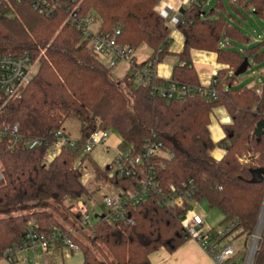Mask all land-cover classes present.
Returning <instances> with one entry per match:
<instances>
[{"label":"trees","instance_id":"trees-1","mask_svg":"<svg viewBox=\"0 0 264 264\" xmlns=\"http://www.w3.org/2000/svg\"><path fill=\"white\" fill-rule=\"evenodd\" d=\"M159 1L82 0L80 11L94 17L98 35L110 39L119 31L117 44L134 51L146 47L151 56L158 54L159 63L168 54L171 32L154 11ZM227 1L236 12L243 8L263 15L264 0ZM183 9L175 29L184 40L177 55L184 66L173 68L170 81L199 86L190 52L214 53L222 66L214 77V100L198 94L182 101L150 99L148 88L136 86L133 71L116 79L86 48L76 27L65 22L67 7L45 16L27 0L0 1V54L29 52L38 58L30 84L15 98L0 97V128L10 131L18 126L16 140L9 133L0 139V261L6 249L23 243L31 221L43 239L54 230L68 236L79 249L82 264H151L153 253L173 254L190 240L180 224L185 209L159 206L156 192L129 208L133 226L126 222L110 226L102 217L87 230L76 223L78 215L71 210L88 198L81 168L87 166L97 180L107 175L87 155L68 148L44 166L53 133L68 136L65 125L71 120L80 128L76 138L80 150L95 128L113 130L120 141L118 149L133 155L154 135L171 155L155 169L158 189L186 186L193 201H205L218 210L223 223H236L233 239H243L244 245L253 234L264 198V178L250 183L256 171L264 169V135L257 139L253 131L264 120V104L255 87L241 85L234 73L245 58L264 62V41L249 47V39L223 17V0H216L207 13L195 4ZM233 43L245 48L233 50ZM218 108L225 110L230 123L222 126L224 138L214 143L210 117ZM33 139L46 145L29 149ZM215 148L224 151L220 160L210 155ZM111 184L122 191L137 187L132 178H113ZM252 264H264L263 244Z\"/></svg>","mask_w":264,"mask_h":264},{"label":"built area","instance_id":"built-area-1","mask_svg":"<svg viewBox=\"0 0 264 264\" xmlns=\"http://www.w3.org/2000/svg\"><path fill=\"white\" fill-rule=\"evenodd\" d=\"M21 2L25 0H15ZM33 9L41 15L50 16L62 7L68 8L65 19L66 23L75 26L80 33L81 41L85 43L86 48L96 57L109 59L106 67L112 69L116 62L124 61L129 65V72H134V82L136 86H144L148 88L150 99L160 98L164 100H185L192 94H198L206 99L214 100L216 98L215 85L216 80L213 78L208 86L190 87L179 85L169 81L166 85L160 82L157 77L156 66L158 65V54L149 57L143 63H137L134 59V50L116 43L115 36L119 35V31H115L114 36L110 39L104 38L97 34L98 23L90 14H82L80 11L82 0H27ZM208 0H184V6L195 4L196 6H204ZM167 6L163 1H159L154 11L161 16L167 24L176 26L181 14L176 15L167 20L165 17V8ZM184 66V63H180ZM38 67V58H35L29 52H22L18 55L0 54V97L9 100L17 97L20 92L25 89L32 81ZM254 76L263 78L261 71H254ZM215 77V76H214ZM239 78V77H238ZM255 93L262 98L264 104V82L260 86H255ZM9 133L14 140L18 134V126H14L10 131L8 128H0V139ZM54 141L48 147L43 158L44 166L48 167L52 161L59 155L62 149H71L73 151H81L86 155H91L98 148H105L108 145L109 138L107 131L95 128L85 140L82 150L76 139L70 138L62 131L53 133ZM113 148V157L100 166L99 170H105L107 177L104 178L110 184L113 178H132L137 181V187L132 191H122L115 186L116 196H109L104 191H100L104 198V205L107 211L101 216L103 221L108 225H115L118 222H126L133 226L134 221L129 216V208L135 207L145 201L148 196L156 192L160 195L158 205L166 208H183L184 215L180 218V224L190 240L196 242L203 252L210 258L213 264H227L236 254L237 248L232 242L234 237V229L236 223H228L219 231L204 229V221L194 213L189 202L192 200L193 192L186 186L176 189L170 186L168 190L162 192L156 184L155 169L160 160L170 159L171 155L163 150L162 144L152 135L143 145L142 150L133 155L130 150H119L118 146ZM46 145L42 139L30 140L27 144L29 149H35ZM106 151V150H104ZM83 184L88 191V185L91 179L96 181V177L84 176ZM100 190V189H99ZM93 191H88L92 195ZM189 207L191 210H189ZM72 213L78 215L79 223L84 230L88 228V212L77 203L72 208ZM73 233V232H72ZM264 226L261 232L251 235L245 243L247 247V255L244 264H252L251 256L254 251L253 243L258 242L257 250L264 245L263 239ZM255 241V242H254ZM62 244L68 252H79L77 246L65 234H60L57 230L47 239H43L36 232V224L34 221L28 223L25 229V240L19 246L8 248L4 251L3 260L10 264H14L18 253L23 251L39 248L42 251L48 250L50 247ZM242 244V242H241ZM255 255V254H254ZM254 259V258H253ZM27 264V262H23Z\"/></svg>","mask_w":264,"mask_h":264},{"label":"crops","instance_id":"crops-1","mask_svg":"<svg viewBox=\"0 0 264 264\" xmlns=\"http://www.w3.org/2000/svg\"><path fill=\"white\" fill-rule=\"evenodd\" d=\"M161 1H163L167 6L165 8V17L167 20L173 18L176 15V12H178L184 6V0ZM167 26L171 30L169 36L170 43L167 49L168 54L163 57V59L156 66L157 77L163 82L164 85L170 81L173 68L180 64L177 55L181 53L184 41L182 35L175 29L174 26L170 24H167ZM150 56L151 52L147 51L146 56L141 61H139V63L145 62ZM134 59L136 60L135 57ZM190 66L194 69L197 75L198 83L201 86H208L216 73L222 68V66L216 62V54L197 50H192L190 52ZM113 68H115V66ZM128 72L129 65L127 64L126 74ZM214 111L210 117L209 129L214 126V132L215 135L218 136V142L224 138L222 126L229 124L230 119L224 109L218 108ZM212 117L213 120H211ZM211 139L213 141L212 136ZM118 142L119 140L116 139L109 140L107 147L98 148L91 154L92 156L90 157V160L97 168L102 166L105 162L113 157L111 150L117 146ZM105 152L110 156L107 158L104 156L106 159H102V154ZM223 155V150H221V152H216L217 160H220ZM57 247V245H54L46 251H42L39 248L23 251L17 254L14 264H23V262H27V264H82V256H79L81 255L80 252H68L65 250L62 244L60 245V248ZM149 260L151 264H213L210 258L199 247V245L192 240H189L173 254H168L165 250H159L150 255Z\"/></svg>","mask_w":264,"mask_h":264},{"label":"rangeland","instance_id":"rangeland-1","mask_svg":"<svg viewBox=\"0 0 264 264\" xmlns=\"http://www.w3.org/2000/svg\"><path fill=\"white\" fill-rule=\"evenodd\" d=\"M216 4V0H208V2L203 6V11L205 13L209 12ZM252 12L251 10H249ZM223 17L230 20L232 24L237 26L239 30L242 32V34L249 39V47L254 46L256 44H259L260 42L264 41V12L262 17H257L256 15L249 14L246 10L243 8H239L238 12L231 9L229 3L227 0H223ZM233 50L241 51V49H244L245 46L233 43L232 44ZM146 47H142L136 52H134L133 56L136 58V62L139 63L147 54ZM104 66L107 65L109 59L103 58V57H97ZM249 62V68L247 71L241 75L238 78V81L241 85L246 87H255L260 86L264 82V62L255 64L252 61ZM254 71H261L263 73V78L254 76ZM127 72V63L124 61H118L115 64V68L110 70V74L116 78V79H122ZM215 112V111H214ZM213 120V117L211 118ZM225 123V122H221ZM78 123L74 120H71L70 122L66 123L65 125V131L68 134L70 138H78L80 131H79ZM218 130V128H217ZM211 136L213 137V141L217 142L218 136L215 135L214 132V126L210 128ZM108 138L109 140H119L117 134L113 130H109L108 132ZM222 149L215 148L211 153V157L217 160L216 152H221ZM83 155L85 153H82ZM86 155V154H85ZM103 158L106 159L110 155L108 153L102 154ZM108 155V156H107ZM88 159H91L90 157L92 155H87ZM106 158H105V157ZM82 177L84 176H90L95 177L93 172L89 170L87 166H84L81 168ZM91 183L88 185V191H93L92 195L88 198H83L81 200L82 206L87 210L88 212V225H92L100 218L106 211L107 208L104 205V198L101 196L100 191H104L109 196H116L117 191L116 189L105 179H100L98 181L91 179ZM100 189V190H99ZM189 206L192 207L195 214H197L200 218L204 221V229L208 228L215 231L222 230L226 223H223L222 221V215L221 213L216 210L210 208L205 201H199L195 202L191 200L189 202ZM3 216V215H0ZM79 226V221L76 222ZM248 239V238H247ZM247 239L245 242H247ZM263 239H264V233H263ZM243 239H233L232 242L235 244L237 248V252L235 256L227 263V264H244L245 258L247 255V247L244 244H241V241ZM79 255V253H78ZM81 256V255H79ZM81 258V257H80ZM0 264H10L7 263L5 260H1Z\"/></svg>","mask_w":264,"mask_h":264},{"label":"water","instance_id":"water-1","mask_svg":"<svg viewBox=\"0 0 264 264\" xmlns=\"http://www.w3.org/2000/svg\"><path fill=\"white\" fill-rule=\"evenodd\" d=\"M179 13L182 15L184 13V9L183 8L180 9ZM248 68H249V62L245 58L243 60L242 64L240 65V67L235 71L234 76L236 78L240 77L241 75H243L247 71ZM263 135H264V120L258 122L255 126L254 131H253V136L257 139H259ZM262 178H264V169H259L256 171V174L253 175L252 179L250 180V183L255 184L257 182H260L262 180ZM1 179H2V176L0 173V180ZM189 210H191L190 207H189ZM263 226H264V198H263V202L261 205L258 220H257L256 226H255V229H254V232L252 235L257 234V236H258V232H261ZM257 246H258V242L256 241L253 245L254 251H253V254L251 256V261L254 258V254H255V250L257 249Z\"/></svg>","mask_w":264,"mask_h":264},{"label":"bare ground","instance_id":"bare-ground-1","mask_svg":"<svg viewBox=\"0 0 264 264\" xmlns=\"http://www.w3.org/2000/svg\"><path fill=\"white\" fill-rule=\"evenodd\" d=\"M255 242V241H254ZM253 245H254V243H253Z\"/></svg>","mask_w":264,"mask_h":264}]
</instances>
